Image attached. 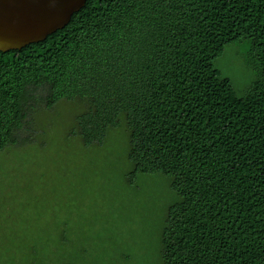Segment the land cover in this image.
Segmentation results:
<instances>
[{
  "label": "trees",
  "instance_id": "1",
  "mask_svg": "<svg viewBox=\"0 0 264 264\" xmlns=\"http://www.w3.org/2000/svg\"><path fill=\"white\" fill-rule=\"evenodd\" d=\"M230 43L253 73L241 96L214 65ZM38 87L49 108L86 102V143L123 118L133 172L170 178L160 264H264V0H86L0 50V149Z\"/></svg>",
  "mask_w": 264,
  "mask_h": 264
},
{
  "label": "rangeland",
  "instance_id": "2",
  "mask_svg": "<svg viewBox=\"0 0 264 264\" xmlns=\"http://www.w3.org/2000/svg\"><path fill=\"white\" fill-rule=\"evenodd\" d=\"M243 48L214 60L239 96L253 78ZM28 95L16 141L0 149V264H160L177 195L168 176L133 172L125 120L86 143L75 120L85 101L49 108L42 87Z\"/></svg>",
  "mask_w": 264,
  "mask_h": 264
},
{
  "label": "water",
  "instance_id": "3",
  "mask_svg": "<svg viewBox=\"0 0 264 264\" xmlns=\"http://www.w3.org/2000/svg\"><path fill=\"white\" fill-rule=\"evenodd\" d=\"M86 0H0V50L20 48L63 27Z\"/></svg>",
  "mask_w": 264,
  "mask_h": 264
}]
</instances>
